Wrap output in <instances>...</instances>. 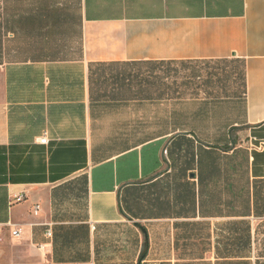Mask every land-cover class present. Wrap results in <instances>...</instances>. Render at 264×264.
Returning a JSON list of instances; mask_svg holds the SVG:
<instances>
[{"label":"crops","instance_id":"crops-1","mask_svg":"<svg viewBox=\"0 0 264 264\" xmlns=\"http://www.w3.org/2000/svg\"><path fill=\"white\" fill-rule=\"evenodd\" d=\"M261 143L264 0H0V264H264Z\"/></svg>","mask_w":264,"mask_h":264},{"label":"rangeland","instance_id":"rangeland-1","mask_svg":"<svg viewBox=\"0 0 264 264\" xmlns=\"http://www.w3.org/2000/svg\"><path fill=\"white\" fill-rule=\"evenodd\" d=\"M2 250L5 251L3 255L4 264H48L46 261L38 257L36 253L33 254L32 252L26 250H24L22 258H17L18 248L7 242Z\"/></svg>","mask_w":264,"mask_h":264},{"label":"built area","instance_id":"built-area-1","mask_svg":"<svg viewBox=\"0 0 264 264\" xmlns=\"http://www.w3.org/2000/svg\"><path fill=\"white\" fill-rule=\"evenodd\" d=\"M39 141H40V143L45 144L46 141H47V136H43ZM262 145H264V144L263 143L259 144V147H261ZM20 199H21L20 196L17 197V200H20ZM32 210H33V214L34 215L38 214V212L40 211L39 210V205L38 204H35L33 206V209ZM9 225L10 224H1L0 225V235L3 232V230L5 229V227H9ZM19 233H20V230L19 229H14V230H12L11 235H12V237H17L19 235ZM46 235L48 237L51 235L50 229L46 232ZM66 264H74V263H66Z\"/></svg>","mask_w":264,"mask_h":264}]
</instances>
